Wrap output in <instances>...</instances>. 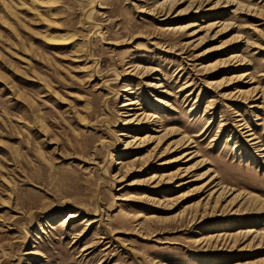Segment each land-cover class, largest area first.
<instances>
[{
  "label": "rangeland",
  "instance_id": "1",
  "mask_svg": "<svg viewBox=\"0 0 264 264\" xmlns=\"http://www.w3.org/2000/svg\"><path fill=\"white\" fill-rule=\"evenodd\" d=\"M54 1L0 0V264H264V0Z\"/></svg>",
  "mask_w": 264,
  "mask_h": 264
},
{
  "label": "bare ground",
  "instance_id": "2",
  "mask_svg": "<svg viewBox=\"0 0 264 264\" xmlns=\"http://www.w3.org/2000/svg\"><path fill=\"white\" fill-rule=\"evenodd\" d=\"M30 1V3L32 4L31 6H33L31 9L33 10V11H37L38 12V14H41L42 12H46V13H51L53 10H55V4H53L51 1L52 0H29ZM56 1V0H55ZM54 1V2H55ZM167 2H171V1H168V0H166V2H164V3H167ZM163 3V4H164ZM218 3L219 4H225V6L226 5H230V4H236L237 6V11H243L244 9H246V10H248V12L249 11H251V12H253V15H255V14H258V12H262V9H260V8H258L257 7V5H249V4H243V3H241V2H239L238 0H219L218 1ZM38 4H43V9H40V8H38L37 7V5ZM57 4V3H56ZM163 4H160L159 6H162ZM171 4V3H170ZM28 5V4H27ZM23 6V5H22ZM191 7H193V4L191 5V6H189V9L191 8ZM201 8H202V6H199V7H197V11H200L201 10ZM11 9V8H10ZM13 12V11H12ZM90 13L92 14V10L90 11ZM88 14L87 15V18H89L90 16H91V14ZM101 13V12H100ZM99 13V14H100ZM181 13H183V11H180V13L179 14H181ZM261 14V13H260ZM102 15H103V13H102ZM163 15H166L165 14V12H164V14ZM42 17V16H41ZM166 17V16H165ZM218 22H220V21H217L216 23H210L208 26H214L215 24H217ZM172 25V24H171ZM194 23L193 22H189L188 24H186L185 26H183V25H180V26H178V27H176V28H174V27H171V26H169V27H166L165 29L166 30H174V29H181V28H185V29H191L190 27H194ZM72 29V28H71ZM77 30V29H76ZM79 38H81L80 36H79V33L77 32V31H75V30H70V31H67V32H65V33H62V34H49V36H46V41L48 42V43H50V44H55V45H66V44H73L74 46H72V47H75L74 48V51L72 52L73 53V55L76 57V59H79V60H83V61H85V68L87 69V70H92V66L89 64V62H88V54H86L87 53V50H86V48L84 47V46H80V45H78V43H77V40L79 39ZM249 41V40H248ZM249 43V42H248ZM230 59H231V61H233L234 63H235V67H238L241 63H239V58H238V55L236 54V55H232L231 57H230ZM237 63V64H236ZM129 67V69L130 68H132V67H134L133 69H135L136 67L138 68L139 66L136 64V65H130V66H128ZM127 67V68H128ZM133 69H131V70H125L126 72V74L127 73H131L132 72V70ZM80 70V69H79ZM238 70V69H237ZM92 72H93V70H92ZM91 73V72H90ZM248 74H250V73H247V74H242V75H240V76H236V75H233L232 76V78H236L237 77V79H238V77L240 78L241 76H246V75H248ZM99 75V74H98ZM125 76V75H124ZM123 76V77H124ZM90 77H92V75H90ZM93 78V77H92ZM232 80V79H231ZM230 80V81H231ZM191 85V83H188L185 87H189ZM124 86H127V85H124ZM126 90H128V89H126ZM262 92L264 91V89H260ZM133 92V91H132ZM264 94V93H263ZM125 99H128L127 97L125 98ZM141 103L139 102V100H137V99H129V101H127V102H125V103H123V105L122 106H124V107H126V111H124L123 113H120V115L121 116H127V117H129V118H125V119H123L124 120V124L125 123H136V125L138 124L139 125V123H142L144 120H148V122H150V123H155L156 121H155V119H153L152 118V116H150V114H147V113H145V112H142V113H139V112H137L135 109H137V110H139V108H137V106L138 105H140ZM134 109V112L132 113L131 111ZM120 120V119H119ZM146 120V121H147ZM238 121H241L239 124H238V126L241 128V130H245V132H244V134H245V136H247V141H253V143H254V141H256L257 139H258V137H257V133H255L254 132V129H252V128H250L249 126H247L246 125V123H244V122H242V121H244V119H240V120H238ZM154 129V128H153ZM156 129V128H155ZM243 133V132H242ZM121 135H128V134H126V133H122V134H119L117 137H118V140L119 141H122V139H121ZM127 137H132V136H127ZM148 137V135L146 136V137H144V138H147ZM144 138L142 139V140H144ZM154 138V137H153ZM156 138V137H155ZM139 140H141V138H139V136H137V137H135L132 141H127L126 142V149L127 148H131V147H134L135 145H136V147L137 146H140V143L137 145V142L139 141ZM191 140V139H190ZM252 143V142H251ZM255 144V143H254ZM192 154V152H186V153H184L181 157H183V156H185L186 154ZM188 154V155H189ZM171 161H173V160H169V161H166V162H164L165 164H168V163H170ZM120 163H122L121 161H118L117 162V164H120ZM124 164H125V162H124ZM165 164H163V165H165ZM173 171V170H172ZM189 173V168H182V167H178L177 168V170H175V171H173V172H170L169 174H163L164 176H166V179L164 180L165 182L164 183H174L176 180H178V179H181L182 177H184V176H186L187 174ZM156 176V175H155ZM117 177V176H116ZM154 177V176H153ZM161 180V179H160ZM163 181V180H162ZM215 181V176L211 179V182H214ZM155 182V181H154ZM186 183H188V181H185V182H182V183H180V184H178L177 186H182V185H184V184H186ZM215 185H214V187L216 188L215 190H213L210 194H209V200H214L215 201V203L216 204H219V202L220 201H222V200H224L226 197H227V195L230 193V191H232V190H234L233 188H231V187H228V186H226V185H224L222 182H217V183H214ZM248 196L247 197H250V193H248L247 194ZM229 196V195H228ZM239 198V196L238 195H235L233 198H232V202L235 200V199H238ZM251 198H253V195L251 194ZM208 200V201H209ZM257 201H259L260 200V196H257V199H256ZM225 201V200H224ZM232 202H228L225 206H224V208L225 207H228V206H231V204H232ZM228 205V206H227ZM227 209H229V207L227 208ZM75 217H77V213H75V212H72V213H69L68 214V218L66 219V221H70L71 219H73V218H75ZM95 221H97L96 219H88L87 220V223L88 224H92L93 222H95ZM256 232V230L255 229H251L250 231H249V233H255ZM258 235V234H257ZM259 236V235H258ZM242 263V262H241ZM240 262H237V264H241Z\"/></svg>",
  "mask_w": 264,
  "mask_h": 264
}]
</instances>
